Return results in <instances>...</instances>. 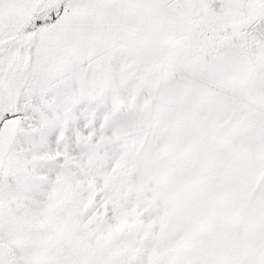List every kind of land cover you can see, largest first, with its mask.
<instances>
[{
	"label": "snow or ice",
	"instance_id": "6c2138e0",
	"mask_svg": "<svg viewBox=\"0 0 264 264\" xmlns=\"http://www.w3.org/2000/svg\"><path fill=\"white\" fill-rule=\"evenodd\" d=\"M0 264H264V0H0Z\"/></svg>",
	"mask_w": 264,
	"mask_h": 264
}]
</instances>
